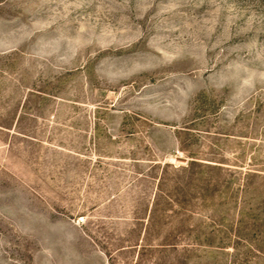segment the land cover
I'll list each match as a JSON object with an SVG mask.
<instances>
[{"label": "rangeland", "instance_id": "374dc122", "mask_svg": "<svg viewBox=\"0 0 264 264\" xmlns=\"http://www.w3.org/2000/svg\"><path fill=\"white\" fill-rule=\"evenodd\" d=\"M0 264H264V0H0Z\"/></svg>", "mask_w": 264, "mask_h": 264}]
</instances>
